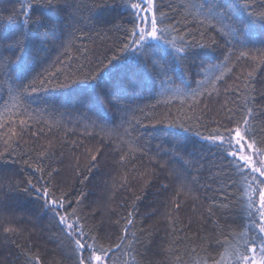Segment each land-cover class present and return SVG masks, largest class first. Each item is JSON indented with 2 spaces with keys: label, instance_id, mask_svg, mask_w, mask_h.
Returning <instances> with one entry per match:
<instances>
[{
  "label": "trees",
  "instance_id": "trees-1",
  "mask_svg": "<svg viewBox=\"0 0 264 264\" xmlns=\"http://www.w3.org/2000/svg\"><path fill=\"white\" fill-rule=\"evenodd\" d=\"M24 2L0 0V264H23L21 252L29 249L42 264H74L71 238L41 210L34 190L23 192L28 180L44 185L53 170L50 186L57 196L66 194L67 211L77 209L85 231L91 229L88 243L108 250V264H211L209 257L220 259L225 240L232 255L224 264H241L236 249L249 255L261 235L249 222L247 184L203 137L232 126L226 108L235 113L242 103L241 73L259 64L257 80L264 79V21L258 18L264 0H205L204 8L197 7L201 0H156L158 18L164 14L160 26L169 29V39L184 37L177 46H188L187 58H176L168 43L149 40L147 54L167 68L166 75L151 72L150 64L141 88L112 97V103L102 96L99 104L86 99L84 79L113 55H126L127 62L139 55L120 51L132 27L122 0H109L114 9L103 24L93 0H61L64 11L49 13L57 30L41 37L39 56L29 58L21 76L19 53L7 45L24 31ZM214 3L223 6L214 11L226 10L230 19L209 13ZM225 25L238 28L243 43L225 35ZM241 52L247 55L237 60ZM256 88L264 91L260 83ZM257 107L264 111V104ZM250 135L264 148V115L252 121ZM41 151L48 154L41 157ZM181 181L177 213L170 201ZM248 183L256 187L257 181L249 176ZM129 212L134 223L122 241ZM9 226L21 229L12 237L15 244L4 238Z\"/></svg>",
  "mask_w": 264,
  "mask_h": 264
},
{
  "label": "snow or ice",
  "instance_id": "snow-or-ice-1",
  "mask_svg": "<svg viewBox=\"0 0 264 264\" xmlns=\"http://www.w3.org/2000/svg\"><path fill=\"white\" fill-rule=\"evenodd\" d=\"M223 7L222 5L213 4L208 9L209 13L214 16H219L221 20L227 17V11L215 12L216 7ZM120 7L125 10V14L130 16L131 29L126 31V38L123 41V47L120 49L122 53L133 52L139 53L138 56L132 61L127 62V56L123 58L113 55L108 60L107 65H103L102 70L86 77L82 82V88L85 92L86 99L90 103H100L101 97L108 98V102L112 103V97L117 99L129 92H135L138 88L143 86V76L148 70L151 64V72L157 75L167 73L166 67L159 66L155 61L152 60L151 56L147 54V50L152 45L148 44L149 40L152 41H163L172 46L176 58L183 61L188 56V46L181 43L177 46V41L183 42V36L168 38L169 29L160 26V19L163 18L164 14L159 13L156 7V0H122ZM199 8L205 7V0H201V3L197 6ZM245 9H250L252 5L245 4ZM93 8L96 9V15L98 22L103 24L106 21V14L114 9V6L109 3V0H93ZM60 13L64 11V6L61 4V0H40L39 5L33 3V0H25L21 5L20 12L23 15V29L17 34L16 38L7 45L9 51L18 52L17 56L18 67L20 74L23 76L27 70V62L32 56H39V52L42 50L40 45L43 44V40L47 39V36L52 33L54 34L57 30L56 25L52 21L50 12ZM35 14V18H34ZM103 14V15H102ZM247 15L252 17L255 15L253 11H248ZM258 18L264 21V12L258 14ZM228 29L224 32L225 35H231L238 43H243L239 40L238 33L239 29L234 28L231 25H225ZM176 31V29H172ZM219 31L223 32V29ZM214 43V41H213ZM264 43V41H261ZM35 48V52H33ZM247 53L241 52L237 60L245 57ZM123 59V63L121 60ZM257 59L256 57L252 58ZM260 62L264 63V56L260 57ZM259 64L253 67L252 71L241 73L238 77L243 84V99L241 105L235 110L226 108L228 112V124L220 125L214 129L208 136L203 137L205 141L210 142L213 146H216L224 154V159L228 161L231 168L240 176L241 181L247 184V190L245 192L247 196V207L249 211V222L252 227L258 229L261 234L259 244V258L257 259V247L255 245L249 246L247 249L251 255L242 253L239 249H236V260L241 264H264V179H258L255 175L259 174V177H264V159L254 160L253 156H264V148L257 147V140L254 135H250L252 121L259 115H264V111L257 107L258 103L264 104V91H258L256 84L260 83L264 85V79L257 80V68ZM231 71V69H229ZM217 80H223V75L216 78ZM35 83V80L33 81ZM44 81H41L43 85ZM63 86V85H61ZM231 88V86H230ZM229 89H226L227 92ZM235 90H239L237 87ZM35 91V88H33ZM226 107V105H225ZM235 116H239V119H235ZM23 124L24 122L21 121ZM188 131L187 128L183 129ZM24 129H21L23 132ZM15 135V132L13 133ZM199 136L200 134L197 133ZM47 151H41L39 155L41 157L46 156ZM93 161H96V156H92ZM121 161L125 162L126 158L121 157ZM256 165V166H254ZM248 169L247 173L245 170ZM38 172H44L43 168L38 167ZM52 172H48V181L37 187L31 180L27 181L28 187L23 189L25 194H30V189L34 190L38 195L36 199L42 201L40 208L45 213H51L52 218L61 226V230L71 238L73 242L72 254L74 264H106L107 251L103 247L97 249L93 244L88 243L89 232L91 229L85 231V226L81 224V219L77 213V209H73L72 212H68L66 204L70 205L67 201L66 194L61 192L59 196L55 194L52 186H50V180L53 175ZM249 176L253 181H257L256 187H252L248 183ZM43 179V177H41ZM127 183V181H125ZM163 187L167 188L166 185ZM185 188L183 181H181V188L176 191L175 197L170 203L172 205L171 211L179 212L182 207L183 201H179L177 198L184 192ZM191 191V189H187ZM258 196V202L253 199V196ZM83 194H81V198ZM136 199H140L137 197ZM80 201L77 200V205ZM254 209V211H251ZM133 213L129 212L125 218L126 223L123 228L124 236L121 240L127 239V233L129 232L130 226L133 225L132 219ZM119 223V221H117ZM5 240H10L11 243L15 244L16 240L12 237L19 236L21 229L16 227H4L3 228ZM11 234V235H10ZM240 235L246 237L247 232H243ZM93 240L98 237H92ZM217 243H221L217 240ZM244 243L248 244V240L245 238ZM224 252L220 254V259L209 257L211 264H224L225 258L230 257L232 252L229 250V242L225 240L223 242ZM19 247V245H17ZM120 247V245H116ZM231 247H235L232 245ZM23 264H42V257L37 253H31L28 251H22ZM203 264H208V260L203 261Z\"/></svg>",
  "mask_w": 264,
  "mask_h": 264
},
{
  "label": "rangeland",
  "instance_id": "rangeland-1",
  "mask_svg": "<svg viewBox=\"0 0 264 264\" xmlns=\"http://www.w3.org/2000/svg\"><path fill=\"white\" fill-rule=\"evenodd\" d=\"M253 159L254 160H259V159H264V156H260V157H257V156H253ZM254 166H256V165H254ZM256 174H258V173H256ZM259 175V174H258ZM263 179H264V177H262ZM259 244L260 243H256V244H254L256 247H257V259L259 258V251H258V249H259ZM249 255H251V253H249ZM106 264H108V262H107V260H106Z\"/></svg>",
  "mask_w": 264,
  "mask_h": 264
}]
</instances>
